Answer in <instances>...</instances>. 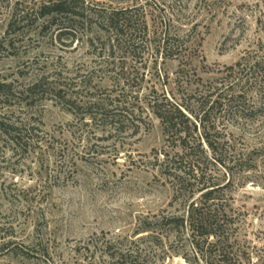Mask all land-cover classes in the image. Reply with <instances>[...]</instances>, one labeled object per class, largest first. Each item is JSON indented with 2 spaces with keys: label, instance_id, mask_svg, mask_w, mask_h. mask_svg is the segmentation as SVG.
Here are the masks:
<instances>
[{
  "label": "rangeland",
  "instance_id": "1",
  "mask_svg": "<svg viewBox=\"0 0 264 264\" xmlns=\"http://www.w3.org/2000/svg\"><path fill=\"white\" fill-rule=\"evenodd\" d=\"M44 1L0 0V81L18 93L44 74L78 83L68 88L77 102L91 94L123 99L118 95L128 93L117 83L120 69L108 66L99 28L76 25V39L59 42L60 31L43 29L47 19H37ZM89 1L97 9L137 10L146 17L154 44L167 31L177 36L179 50L170 58L153 47L137 63L127 62L125 72L139 75L133 90L144 110L136 134L131 125L120 135L95 126L45 96L35 97L33 108L19 104V94L0 102L8 120L27 124L23 136L31 142L16 148L0 134V264H123L106 251L115 238L136 240L131 236L141 218L176 208L172 184L158 170L166 137L161 122L147 112L146 98L155 88L187 100L221 84L227 68L242 58L263 59L252 72L259 81L247 87L246 117L233 124L222 120L220 128H228L230 144L250 154L256 168L228 172L216 164L208 174L219 184L231 180L226 192L233 198L228 213L239 220L236 248L250 254L243 263L264 264V0ZM16 14L27 19L10 29ZM132 247L152 249L149 242ZM176 249L168 244L164 260L161 255L147 264H187Z\"/></svg>",
  "mask_w": 264,
  "mask_h": 264
},
{
  "label": "trees",
  "instance_id": "2",
  "mask_svg": "<svg viewBox=\"0 0 264 264\" xmlns=\"http://www.w3.org/2000/svg\"><path fill=\"white\" fill-rule=\"evenodd\" d=\"M136 11L97 9L89 0H45L37 9V19H47L43 29L56 27L60 31L59 42L72 43L76 39V25L99 28L104 35L102 46L109 53L108 66L120 69L116 74L117 83H122L123 90L128 93L118 95L123 99H101L91 94L89 100L77 102L78 98L70 95L68 88H75L78 83H68L60 78L50 80V76L43 74L18 93L13 84L0 81V102H11L19 94L18 99H22L19 104L33 108L35 97L45 96L78 111L82 119L88 117L95 126L103 125L120 135L126 132L125 126L131 125L135 128L133 134H136L140 128L137 122L143 120L141 111L144 110L139 106L142 100L138 92L133 90V83L139 81V75L134 74L135 71L125 72L127 62L137 63L153 47L157 53L163 51L173 58L174 51L178 52L180 47L177 36L167 31L160 32L159 43L154 44L146 17L137 15ZM26 19L16 14L10 29ZM262 60L242 58L227 68L221 84H210L208 89L187 100H178L153 88L146 98V110L161 122L166 137L167 146L157 156L158 170L172 184L176 203L172 206L176 208L174 212L163 211L141 218L131 236L136 240L118 235L106 250L112 259H122L123 264H147L148 259L164 255L159 258L164 260L168 255V244L177 248L175 255H181L187 264H244V257H250L246 251L236 248L239 220L228 213L233 198L226 192L231 180L224 185L217 183L216 178L208 174V168L216 164L228 172L235 167L245 171L256 168L250 154L238 153L230 144L228 128L220 126L222 120L233 124L246 117L249 111L245 101L247 87L256 79L252 72H256L254 70ZM84 126H90V122H85ZM26 128L27 124L12 122L0 112V134L16 148L31 143L23 136ZM136 242H149L152 249L145 253L140 248L134 249L132 245Z\"/></svg>",
  "mask_w": 264,
  "mask_h": 264
}]
</instances>
